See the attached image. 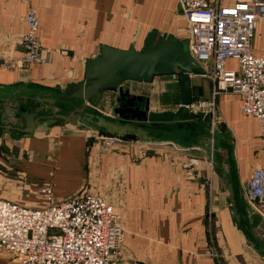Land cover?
<instances>
[{
	"label": "crops",
	"instance_id": "crops-1",
	"mask_svg": "<svg viewBox=\"0 0 264 264\" xmlns=\"http://www.w3.org/2000/svg\"><path fill=\"white\" fill-rule=\"evenodd\" d=\"M30 4L36 11L45 63L0 71V125L24 127L23 119L21 126L11 120L24 110L45 116L33 130L35 139L23 147L31 156L23 170L51 182L56 199L81 190L106 197L121 217L122 264L136 260L264 264V257L248 248L230 216L222 167L184 139L183 128L189 122L128 119L113 111L119 105L114 92H102L96 103L90 99L76 124L47 117L80 106L75 94L86 80L85 63L100 55L102 45L143 51L151 30L158 37L171 34L180 42L188 40L178 0H30ZM26 7L23 0H0V52L22 53ZM254 51L262 54L264 48ZM195 62L198 67L190 74L192 102L211 98L213 88L211 61ZM226 66L235 68V61L227 60ZM123 86L142 97L141 105L147 101L152 111H175L180 104L179 78L171 75ZM216 104L222 117V110L237 117L236 123L223 118L232 137L221 161L239 195V215L248 219L241 186L255 167L264 165L259 123L241 113L240 98L232 91L219 93ZM1 126L0 134L6 132ZM105 136L122 140L110 146ZM194 157L198 163L188 165ZM0 264H14L1 249Z\"/></svg>",
	"mask_w": 264,
	"mask_h": 264
},
{
	"label": "built area",
	"instance_id": "built-area-1",
	"mask_svg": "<svg viewBox=\"0 0 264 264\" xmlns=\"http://www.w3.org/2000/svg\"><path fill=\"white\" fill-rule=\"evenodd\" d=\"M23 1L27 9L26 30L20 39L22 53L1 51L0 71L45 63L36 11L30 0ZM178 2L186 21L190 55L198 62L211 61L212 98L223 91L236 93L241 113L258 120V137L264 145V53L257 54L252 47L256 26L264 22V0ZM229 59L235 61V68L226 66ZM171 78H179V72ZM212 104L199 101L189 109L207 113ZM102 138L110 146L122 140L118 136ZM197 163V158L187 161L188 165ZM41 192L47 199L41 206L0 198V249L14 264H122L121 218L106 197L81 190L57 200L50 187ZM241 192L245 204L264 221V165L248 174ZM131 264L150 263L136 260Z\"/></svg>",
	"mask_w": 264,
	"mask_h": 264
},
{
	"label": "water",
	"instance_id": "water-1",
	"mask_svg": "<svg viewBox=\"0 0 264 264\" xmlns=\"http://www.w3.org/2000/svg\"><path fill=\"white\" fill-rule=\"evenodd\" d=\"M197 67V62L189 53L188 40L180 42L178 38L171 34L158 37L156 30L148 32L143 51L135 50L132 46H129L126 50H120L102 45L100 55L88 59L85 63L84 75L86 80L79 84L77 87L78 94H75L81 101L80 106L73 108L72 111L66 114L54 113L47 115V117L56 119L63 124H76L90 99L93 98L92 103H96L102 92H114L117 94L115 100L119 105L113 111L121 116L126 115L128 119L149 123L193 122L198 119L206 123L209 120L208 115L202 112L189 111V105L192 104L190 74ZM176 70L179 72L180 104L175 111H152L149 109L147 101L141 105L142 97L130 93L123 86L127 81L151 82L155 76L171 75ZM41 101L54 102L49 98H42ZM20 116L24 120V127L0 126L6 132L15 131L31 134L45 117L27 110L22 111ZM217 162L222 167L221 175L227 193L230 216L237 222L240 230L244 231L239 215L238 198L230 179L227 164L225 161ZM243 203L246 212L250 215L251 225L258 224L260 222L259 216L244 201Z\"/></svg>",
	"mask_w": 264,
	"mask_h": 264
},
{
	"label": "rangeland",
	"instance_id": "rangeland-1",
	"mask_svg": "<svg viewBox=\"0 0 264 264\" xmlns=\"http://www.w3.org/2000/svg\"><path fill=\"white\" fill-rule=\"evenodd\" d=\"M252 47L254 50L257 47L259 49L264 48V22H259L256 26L255 34L252 39ZM231 66H233V64H231ZM216 99L217 95L214 98H212L211 95V98L201 100L206 103H213L208 106L207 113L203 112L205 115H208L209 120L205 123L202 120L196 119L193 122L185 124L183 129L186 131H184L183 137L189 143L194 142V146L201 150L198 152L202 153L203 151L205 157L208 156L213 162L217 163V161H221L223 156H225V152L229 149V140L232 137L229 128L225 126L224 120L229 121L230 123L232 121L236 123L237 117L236 115L229 116L225 110H222L224 115L222 117L216 104ZM192 103L195 104L196 101ZM196 112L198 111L196 110ZM22 119L23 118L20 114L17 113L11 120L15 124H18V126H21L20 124L23 122ZM32 136V133L13 134L1 132L0 198L14 200L28 206H41L47 203L46 196L41 192V189L46 187L51 188V182L45 180L43 182L41 178L29 175L22 168L24 162L31 158L30 154H28L23 147L35 139V137ZM53 141L57 144L56 142L58 139L53 138ZM235 194L238 198L239 195L237 196L236 192ZM53 198L56 199L55 197ZM248 214L249 213L246 212L247 218ZM241 220V225L244 228V231L241 230L242 237L245 238L244 240L248 248L251 247L252 250L264 257V221L260 220L258 224L252 226L251 219H244V217L242 219L241 217ZM233 221L237 225V222L235 220Z\"/></svg>",
	"mask_w": 264,
	"mask_h": 264
},
{
	"label": "bare ground",
	"instance_id": "bare-ground-1",
	"mask_svg": "<svg viewBox=\"0 0 264 264\" xmlns=\"http://www.w3.org/2000/svg\"><path fill=\"white\" fill-rule=\"evenodd\" d=\"M189 111H190V109H189ZM191 112V111H190ZM195 113V112H194Z\"/></svg>",
	"mask_w": 264,
	"mask_h": 264
}]
</instances>
